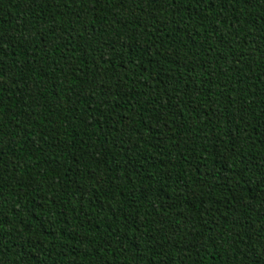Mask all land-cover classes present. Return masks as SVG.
I'll use <instances>...</instances> for the list:
<instances>
[{
  "label": "trees",
  "instance_id": "16d2710c",
  "mask_svg": "<svg viewBox=\"0 0 264 264\" xmlns=\"http://www.w3.org/2000/svg\"><path fill=\"white\" fill-rule=\"evenodd\" d=\"M0 264H264V0H0Z\"/></svg>",
  "mask_w": 264,
  "mask_h": 264
}]
</instances>
